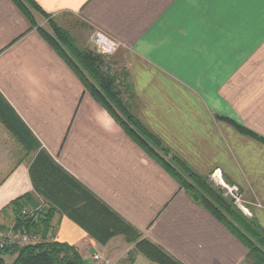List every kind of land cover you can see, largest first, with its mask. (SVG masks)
<instances>
[{"label": "crops", "instance_id": "crops-1", "mask_svg": "<svg viewBox=\"0 0 264 264\" xmlns=\"http://www.w3.org/2000/svg\"><path fill=\"white\" fill-rule=\"evenodd\" d=\"M33 1L68 31L81 26L120 42L108 60L134 114L200 174L222 169L264 230V142L237 127L264 138V0ZM0 94L40 144L29 150L0 111V151L3 139L4 151L20 149L29 160L0 183V225L12 218L2 211L11 200L35 191L30 167L44 149L182 264H255L250 249L90 95L14 0H0ZM54 222L56 240L85 260L98 253L131 264L125 235L102 244L66 214ZM133 264L156 263L136 252Z\"/></svg>", "mask_w": 264, "mask_h": 264}, {"label": "trees", "instance_id": "trees-1", "mask_svg": "<svg viewBox=\"0 0 264 264\" xmlns=\"http://www.w3.org/2000/svg\"><path fill=\"white\" fill-rule=\"evenodd\" d=\"M14 1L27 13L32 26L37 27L46 41L62 54L90 95L148 154L179 181L181 187L196 202L250 249L255 264H264V230L259 223L239 211L233 201L224 195L223 190L209 181L208 176L200 174L178 156L171 154L162 140L134 114L122 89L119 88L117 80L120 74L111 71L107 57L79 47L71 33L33 0ZM33 12L47 20L51 31L38 25ZM0 111L4 121L12 127L29 150L40 148L39 142L1 94ZM237 127L243 133L264 142V138L256 133L238 125ZM30 169L35 191L11 200L2 211L10 210L13 216L11 228L15 232L40 234L44 239L23 246L7 245L0 249V264H6L7 254L14 256L12 264H85L88 259H84L75 245L45 240L49 234L55 236L53 221L58 213L69 216L102 244H106L114 236L125 235L126 240L135 246L134 250L129 252L131 264L136 252L143 253L156 264H182L160 246L143 238L133 225L56 162L46 150L38 151ZM7 229L9 227L5 223L0 225V236Z\"/></svg>", "mask_w": 264, "mask_h": 264}, {"label": "built area", "instance_id": "built-area-1", "mask_svg": "<svg viewBox=\"0 0 264 264\" xmlns=\"http://www.w3.org/2000/svg\"><path fill=\"white\" fill-rule=\"evenodd\" d=\"M93 43L98 47L99 52L104 54H111L115 52L120 47V42L113 40L103 32H96L93 36ZM212 184L220 187L224 195L229 197L235 205H237L247 216H252L251 211L248 208V202L245 200L244 193L241 187L233 182H229L223 174L222 169L216 168L208 176ZM38 234H29L26 232H15L11 228L10 231L4 232L0 236V249H4L7 245L17 244L23 246L28 243L39 242ZM103 257L94 253L91 256V259L88 260L85 264H93L95 261H104V264H112L109 261L102 259Z\"/></svg>", "mask_w": 264, "mask_h": 264}, {"label": "rangeland", "instance_id": "rangeland-1", "mask_svg": "<svg viewBox=\"0 0 264 264\" xmlns=\"http://www.w3.org/2000/svg\"><path fill=\"white\" fill-rule=\"evenodd\" d=\"M35 17H36V20H37V23L38 25L44 27L45 29H47V31H51L50 30V27H49V24L47 23V20L45 18H43L42 16H40L38 13L36 12H33ZM84 30V31H83ZM86 28H82L81 26L79 28H71L69 30V32L71 33V35L76 39L78 40V44H81L82 48H83V45L86 43L88 49L92 50L93 52L97 53V54H100L102 56H106L107 57V63H108V67H110L113 71L114 69V72L117 71V69H115V66H114V63H111V54H104V53H101L99 52L98 50V47L93 43V36L95 35L96 32L98 31H93L92 33H88L86 32ZM89 36H88V35ZM87 36H88V39H87ZM87 39V40H86ZM68 49V47H67ZM110 57V58H109ZM110 59V60H108ZM109 61V62H108ZM119 71V70H118ZM68 130L69 128H67V131H66V134L64 136V138L62 139L63 142L64 140L66 139L65 137H67V134H68ZM2 139V138H1ZM2 143V149L0 151V183H2V181L4 180V178H6L8 175H9V172L10 170L17 164L19 163V161L23 158L24 161H29L26 157L27 155H25L24 151H21L20 149H15L14 153H9V151H4V147H3V139L1 141ZM26 159V160H25ZM31 159V158H30ZM210 181V180H209ZM211 182V181H210ZM212 183V182H211ZM214 185V184H213ZM216 186V185H215ZM229 198V197H228ZM245 200L247 201V199L245 198ZM248 202V201H247ZM43 204V203H42ZM234 204V202H233ZM248 205V208L250 210V205L249 203L247 204ZM234 206L239 210L241 211L244 215L245 213L237 206L234 204ZM247 216V215H246ZM248 218L251 219V216H247ZM11 222V223H10ZM5 224L9 227V229H7V231H10L11 230V227H12V224H13V216L11 219H6V222ZM56 226L57 224L54 222L53 223V232L55 231V234H56ZM6 232V231H5ZM2 235V234H1ZM40 235V234H38ZM123 238V237H122ZM44 238L42 237V235L39 236V240L38 241H41L43 240ZM45 240H48V241H51V240H56L55 236L49 234L47 235V237L45 238ZM29 244V243H28ZM123 245H125L127 248H129L127 251L130 252V251H133V243H130L127 244V243H123ZM129 254V253H128ZM92 256V255H91ZM91 256L88 258V260L91 259ZM102 256V255H101ZM104 260H106L105 258H102ZM12 260H13V255L11 254H7L5 255V261H6V264H12ZM99 261V260H98ZM108 261V260H106ZM110 262V261H109Z\"/></svg>", "mask_w": 264, "mask_h": 264}]
</instances>
